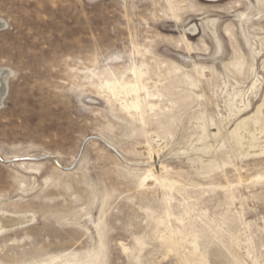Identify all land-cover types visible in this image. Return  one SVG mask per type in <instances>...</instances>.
Returning <instances> with one entry per match:
<instances>
[{"label":"rangeland","instance_id":"374dc122","mask_svg":"<svg viewBox=\"0 0 264 264\" xmlns=\"http://www.w3.org/2000/svg\"><path fill=\"white\" fill-rule=\"evenodd\" d=\"M0 23V264H264V0Z\"/></svg>","mask_w":264,"mask_h":264},{"label":"bare ground","instance_id":"6f19581e","mask_svg":"<svg viewBox=\"0 0 264 264\" xmlns=\"http://www.w3.org/2000/svg\"><path fill=\"white\" fill-rule=\"evenodd\" d=\"M2 23V22H1ZM0 23V24H1ZM1 72H4V71H1ZM1 72H0V74H1ZM7 72V71H6ZM8 74V73H7ZM2 76V75H1ZM4 79V78H3ZM5 80V79H4ZM5 83H3V81L0 79V102H1V100H2V98H3V96H4V93H5V90H4V85ZM6 89H7V87H6ZM7 91V90H6ZM1 104V103H0Z\"/></svg>","mask_w":264,"mask_h":264}]
</instances>
